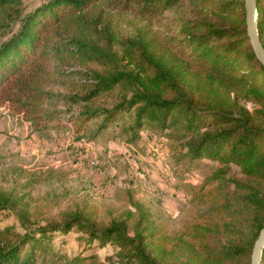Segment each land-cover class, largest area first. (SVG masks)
Masks as SVG:
<instances>
[{
  "label": "trees",
  "instance_id": "1",
  "mask_svg": "<svg viewBox=\"0 0 264 264\" xmlns=\"http://www.w3.org/2000/svg\"><path fill=\"white\" fill-rule=\"evenodd\" d=\"M96 1L47 0L24 14L0 44V99L10 101L35 124L52 119L43 113L47 95L42 89L47 58L56 49L53 40L65 31L91 30L87 8ZM18 4L0 0V13L7 16L6 11L17 10ZM106 5H119L142 17L180 6L185 11L173 17L176 31L165 38L146 31L121 38L123 58L132 72L95 73L93 90L84 99L116 85L129 86L130 97L110 108L83 111L79 118L101 117V130L134 110V136L144 124L161 132L169 129L168 136L183 140L192 160L218 162L217 171L200 187L207 186L209 196L213 194L214 221L199 215L187 226L189 259L193 264H250L253 243L264 225V69L246 34L243 0H108ZM256 22L264 48V0H257ZM94 23L112 36L107 22ZM75 50L93 53L94 59L107 61L103 63L113 61L108 49L76 42ZM231 166L239 169L244 181L228 177ZM5 201L0 194V204ZM138 209L131 236L125 220L96 227L79 212L42 231L67 233L75 226L91 241L103 245L113 240L123 264H160L147 244L164 236L149 224L148 212ZM193 243L201 247L194 250ZM47 251L44 241L32 233L16 235L14 241L0 238V264H56L55 255ZM63 264L82 262L75 257Z\"/></svg>",
  "mask_w": 264,
  "mask_h": 264
},
{
  "label": "rangeland",
  "instance_id": "2",
  "mask_svg": "<svg viewBox=\"0 0 264 264\" xmlns=\"http://www.w3.org/2000/svg\"><path fill=\"white\" fill-rule=\"evenodd\" d=\"M18 1L17 10L6 11L10 16L0 13V44L24 14L47 2ZM106 1L97 0V5L87 8L91 30L65 31L53 40L56 49L47 58L42 89L47 95L43 113L52 119L35 124L10 101L0 99V194L7 200L0 204V238L14 241L16 235L32 233L44 241L49 255H55L56 264L75 257L82 264H123L113 240L103 245L91 241L75 226L67 233L42 229L79 212L96 227L125 220L131 236L139 207L164 236L148 243V252L160 264H193L185 230L199 215L214 221L213 194L209 196L207 186L200 187L217 171L218 162L192 160L183 140L168 136L169 129L161 132L144 124L134 136V110L101 130V117L79 118L83 111L110 108L130 97L129 86L116 85L84 99L93 90L95 73L132 72L123 58L121 38L139 31L165 38L175 33L172 19L183 14L185 6L142 17ZM97 18L109 24L111 37L94 23ZM76 42L108 49L113 61L103 63L107 61L94 59L93 53L76 51ZM228 177L244 181L235 166ZM200 247L194 244V250Z\"/></svg>",
  "mask_w": 264,
  "mask_h": 264
},
{
  "label": "water",
  "instance_id": "3",
  "mask_svg": "<svg viewBox=\"0 0 264 264\" xmlns=\"http://www.w3.org/2000/svg\"><path fill=\"white\" fill-rule=\"evenodd\" d=\"M243 2H244V11H245L246 34L256 58L261 63L264 69V48L259 39L257 22H256L257 0H243ZM263 249H264V225L259 230L258 236L253 243L250 254V264H262L261 257H262Z\"/></svg>",
  "mask_w": 264,
  "mask_h": 264
}]
</instances>
